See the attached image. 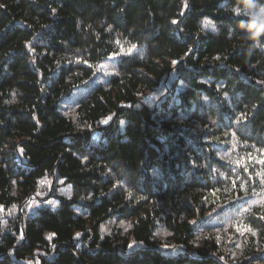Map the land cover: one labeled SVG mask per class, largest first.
<instances>
[{
    "label": "trees",
    "instance_id": "obj_1",
    "mask_svg": "<svg viewBox=\"0 0 264 264\" xmlns=\"http://www.w3.org/2000/svg\"><path fill=\"white\" fill-rule=\"evenodd\" d=\"M263 11L0 0V264H264Z\"/></svg>",
    "mask_w": 264,
    "mask_h": 264
},
{
    "label": "rangeland",
    "instance_id": "obj_2",
    "mask_svg": "<svg viewBox=\"0 0 264 264\" xmlns=\"http://www.w3.org/2000/svg\"><path fill=\"white\" fill-rule=\"evenodd\" d=\"M257 17L263 18L264 11L258 14ZM114 70H115V65H114L113 59H108L106 61H103L97 69V73L93 80L94 82L93 85L104 81V79L108 77L109 75H111L114 72ZM84 92L86 93L87 90H84V91L80 90V91L75 92L69 100H67L66 102L62 104V107H61L62 112L66 115H73L74 106H75V104L73 105V103L75 102L76 98L80 97L82 94H84ZM56 194L58 196H61L67 199L72 198L73 196L75 197L79 196L78 194L72 192V190L70 189V186L65 185L62 181H59L57 184ZM49 203L51 204L53 208L56 207V202H54V200L49 201L48 204ZM38 206H40V203H37L36 201H32L31 203L27 205L26 210L28 213H30L34 211V209L37 208ZM213 220L214 219H210L209 221L202 224L199 230L204 231L206 229L205 231L224 235L225 237L226 236L225 231L227 229V223H228V216H225L219 225H217L215 221ZM241 230L242 229H239L237 231V235H238L237 239L231 237L232 239L226 240V238H223L222 243L224 245V249H227L228 244L230 243L232 244L229 247V251H228L229 254L239 251L241 249L242 233H243Z\"/></svg>",
    "mask_w": 264,
    "mask_h": 264
},
{
    "label": "snow or ice",
    "instance_id": "obj_3",
    "mask_svg": "<svg viewBox=\"0 0 264 264\" xmlns=\"http://www.w3.org/2000/svg\"><path fill=\"white\" fill-rule=\"evenodd\" d=\"M248 6L250 7V8H252V7H254L255 5L253 4V3H251V2H248ZM235 12H236V14L237 15H239L240 14V10H239V8H237V9H235L234 10ZM246 14V13H245ZM173 23H177L176 21H173ZM208 25V22L206 21L205 22V26H207ZM216 59H219V57H216ZM175 63H177L176 61H173V64H175ZM258 83H264V81H258ZM218 91H219V89H217ZM105 123H106V121H105ZM22 151V150H21ZM261 163H264V161H261ZM0 211H3V207L2 206H0ZM261 219H264V217H261ZM248 231H250V229H248ZM254 234V233H253ZM80 234L79 233H77V236H79ZM49 238H51V237H49ZM20 239H23V234H21V236H20ZM131 247H133L132 245H129V248H131Z\"/></svg>",
    "mask_w": 264,
    "mask_h": 264
},
{
    "label": "clouds",
    "instance_id": "obj_4",
    "mask_svg": "<svg viewBox=\"0 0 264 264\" xmlns=\"http://www.w3.org/2000/svg\"><path fill=\"white\" fill-rule=\"evenodd\" d=\"M246 7L250 8L248 5H246Z\"/></svg>",
    "mask_w": 264,
    "mask_h": 264
}]
</instances>
